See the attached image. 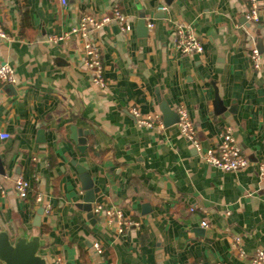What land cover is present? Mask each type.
<instances>
[{
	"label": "crops",
	"instance_id": "0c3cea01",
	"mask_svg": "<svg viewBox=\"0 0 264 264\" xmlns=\"http://www.w3.org/2000/svg\"><path fill=\"white\" fill-rule=\"evenodd\" d=\"M257 2L261 20L254 23L246 17L249 0H0L8 35L0 38V63L16 75L15 84H0V134L9 135L0 137V230L13 241L39 236L50 264L58 255L65 264H251L264 250V0ZM116 5L130 31L115 21L89 31L108 81L101 90L84 68L83 38L49 37ZM177 24L192 26L203 53L176 51ZM252 44L262 55L260 70L249 57ZM164 103L188 110L204 149L230 127L249 165L225 171L202 161L177 122L165 125ZM132 107L161 114L163 127L138 126ZM73 127L87 131L85 148L72 138ZM78 165L100 189L94 204L123 209L133 221L125 233L79 207L85 190ZM19 175L31 180L24 199L14 189ZM47 203L52 210L37 226Z\"/></svg>",
	"mask_w": 264,
	"mask_h": 264
},
{
	"label": "built area",
	"instance_id": "2783aa9c",
	"mask_svg": "<svg viewBox=\"0 0 264 264\" xmlns=\"http://www.w3.org/2000/svg\"><path fill=\"white\" fill-rule=\"evenodd\" d=\"M60 3L66 6L69 0H59ZM249 11L246 15L250 22L257 23L261 20V14L257 0H249ZM160 10L166 11L167 6L163 5ZM112 21L117 22L122 31H130L131 25L127 21V17L116 5L110 14H105L102 17H95L93 15H84L80 19L78 26L74 27L71 32L64 33L61 36L53 35L49 37V41L58 42L70 37L71 34H77L83 38L85 43V59L84 68L91 73V83L101 90L108 88V81L104 74V65L101 57L100 49L98 45L89 39L90 29H99L103 25ZM147 29L149 33H152L155 29V24L152 21L147 23ZM0 38L6 39L8 35L2 25L0 24ZM174 47L176 51L182 54L203 53L204 44L202 40L196 35L194 29L188 24H177L174 26ZM249 57L252 65L256 70L261 69L262 55L257 46L252 44L250 47ZM16 75L14 69L7 63H0V84H15ZM179 115V121L177 126L180 133L189 141V143L196 149L200 155L202 161L213 165L219 169L225 171H235L244 169L249 165V159L243 154L240 146L238 145L232 129L227 127L221 136V141L214 148L204 149L202 141L199 136L198 128L193 122L188 110L184 106L177 108ZM132 113L140 127H163V121L161 114L153 113L144 115L140 109L136 107L130 108ZM1 139L9 138L8 134H0ZM259 174L264 179V161H261L259 165ZM35 178H37L35 176ZM14 189L18 193L19 197L27 198L31 191V180L19 175L14 179ZM0 190L3 192L4 188L0 183ZM37 202H43L41 194H37ZM52 210L51 204L47 203L44 207V213L49 214ZM94 214H102L108 218V220L117 227L119 234L125 233L134 223L132 220L126 218L123 209H119L113 206L104 205L103 203H96L93 206ZM203 227H208L206 220L201 221ZM235 244L238 246L240 255H244L245 251L242 247L241 239L235 238ZM94 248L101 253V247L98 243H94ZM51 264H65L63 258L58 255L53 259ZM251 264H264V250L257 249L251 258Z\"/></svg>",
	"mask_w": 264,
	"mask_h": 264
},
{
	"label": "water",
	"instance_id": "95a60500",
	"mask_svg": "<svg viewBox=\"0 0 264 264\" xmlns=\"http://www.w3.org/2000/svg\"><path fill=\"white\" fill-rule=\"evenodd\" d=\"M167 4H171L173 0H165ZM140 26H146L144 19H140ZM13 86V85H12ZM220 111V99L216 100ZM165 125H172L179 121V115L173 111L166 103L161 106ZM75 127L72 128V138L79 141L81 148H85L86 140L83 133ZM0 167L2 165L0 164ZM82 182V187L85 190L84 201L79 204L84 211L88 213L89 218H93V204L96 202V195L100 191L98 187H94L93 179L85 167L77 166ZM44 213V207L38 210L34 224L40 226L41 216ZM43 246L39 236H33L30 239L26 236H19L14 241L6 231L0 230V262L2 264H50L46 257L40 254V249Z\"/></svg>",
	"mask_w": 264,
	"mask_h": 264
},
{
	"label": "trees",
	"instance_id": "16d2710c",
	"mask_svg": "<svg viewBox=\"0 0 264 264\" xmlns=\"http://www.w3.org/2000/svg\"><path fill=\"white\" fill-rule=\"evenodd\" d=\"M49 164L51 168H54L56 166L55 160L52 156H49Z\"/></svg>",
	"mask_w": 264,
	"mask_h": 264
}]
</instances>
